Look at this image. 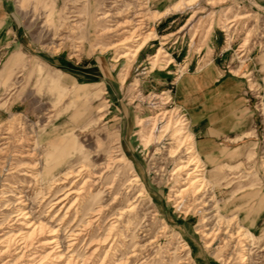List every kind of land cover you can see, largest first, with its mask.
Segmentation results:
<instances>
[{
    "label": "rangeland",
    "instance_id": "rangeland-1",
    "mask_svg": "<svg viewBox=\"0 0 264 264\" xmlns=\"http://www.w3.org/2000/svg\"><path fill=\"white\" fill-rule=\"evenodd\" d=\"M11 1L16 41L0 60V232L20 228L10 220L20 191L26 209L55 226L77 192L58 213L51 199L77 191L91 170L98 182L80 187L64 226L108 205L76 243L80 258L94 241L95 264H264V10L254 0H188L158 17L179 0ZM210 66L196 112L237 130L216 137L218 166L196 150L176 97L177 79ZM183 136L189 144L173 155ZM190 146L204 177L197 194L183 190L177 168Z\"/></svg>",
    "mask_w": 264,
    "mask_h": 264
},
{
    "label": "bare ground",
    "instance_id": "bare-ground-1",
    "mask_svg": "<svg viewBox=\"0 0 264 264\" xmlns=\"http://www.w3.org/2000/svg\"><path fill=\"white\" fill-rule=\"evenodd\" d=\"M183 4L186 7L194 4V1L189 2L187 0L184 3V1L181 2L179 0L171 7L166 8L163 11H159V15L157 16L164 17L168 15L170 11L172 12L181 10L183 9ZM146 43L147 41L145 37L141 39L140 42H138L133 48V55L144 48V45ZM164 92L165 91L161 93ZM168 101L169 100H167L166 103H168ZM187 122L188 121L182 122V125L186 124ZM184 133H187V130L180 129L178 135H182ZM178 144L179 145L175 148L173 155L179 153L181 149L189 144V141L186 136H183V138H179ZM186 149L187 151L185 153L188 154V158L182 161L181 165H179L177 168L178 170L186 171L187 174V177L185 179L188 180V186L184 187L183 190L187 191L192 188L193 193L197 194L202 192L205 187V185H203L204 182L202 181L204 177H202L199 172H196L197 160L191 153L195 149H193L192 146ZM83 170H86L84 168V165H81L78 169L75 170L76 174L74 175L76 176V183L79 179H82L84 177L85 172H83ZM179 172L180 171H178L177 173ZM92 173L93 171L89 170V172L87 173L88 177L85 178L80 187L86 185L87 181L88 184H97L98 181H96L94 178L96 177V175H93ZM192 173H194L195 177H192L190 179ZM68 177L70 176H67V178ZM54 184L56 185L58 184V182ZM71 185H74V182H71ZM80 187H76L77 191L75 189H72V187L65 188L64 191L60 193L61 195H58L57 197L51 199V206L60 204L57 213L61 211L63 207H65L64 201L70 196V194L77 192L78 198V195H80L81 192H84V189ZM17 197L19 199L17 203H20L21 205L15 207V211L17 212L13 214L10 220H13L11 224H19L20 228H17L12 232H10L9 230L0 232V258L2 256L9 257L7 260L3 261L0 264H95L94 262L98 261L99 248L96 246H92L96 242H85V244L87 245L86 248H92L91 252L89 253L90 258H80L75 252L74 247L79 241H81V244L85 240H88V238H90L92 234H94L93 223L96 222L99 217H101L100 215L102 213V210H104V208H106L108 204L103 205L100 203L96 208L90 209V211L86 213V221H81L80 213H78L79 218L77 217L76 219H74V221L69 222L68 225L64 226L66 224V218L69 210L77 202L76 198L66 207L64 214L55 223L56 225L52 226L49 224L50 222H45L40 218H35L30 208L26 209V205H24L26 203L25 193H22V191H20ZM113 214H115L113 217L117 219L119 218L116 217L118 215V212L117 214ZM113 226L114 225L111 223L110 226L106 229L107 233L105 238L101 242L102 245H105V243L109 241ZM2 227H4L3 222H0V230H2ZM128 253L129 254L128 256H126V258H133L137 255V252L134 249Z\"/></svg>",
    "mask_w": 264,
    "mask_h": 264
},
{
    "label": "crops",
    "instance_id": "crops-1",
    "mask_svg": "<svg viewBox=\"0 0 264 264\" xmlns=\"http://www.w3.org/2000/svg\"><path fill=\"white\" fill-rule=\"evenodd\" d=\"M173 1L175 0H163L162 4H172ZM254 1L258 5L259 9L264 10V0ZM14 18L15 16L13 12L12 1L0 0V60L6 54L8 48L16 41L15 32L13 29ZM179 32L180 31L178 30L176 31V33ZM21 55V52H14L12 55L13 61L19 60ZM206 69L207 70L202 72V74L196 78V80H193L189 75L177 79L175 81L176 97L180 98L189 110L190 118L188 120V127L193 139L196 141V150H198L200 156L208 161L209 165L218 166L221 157H219V149L215 147L217 144V141L215 140L216 137L219 135V133L229 135L233 134L234 132L237 133V130L236 128H226L222 124H213L214 122H212V115H209L208 113L199 115L198 112H196L197 105L200 103H205V98L202 97V92L204 91V88L209 85L208 82L211 78L210 70H214V68L211 66L206 67Z\"/></svg>",
    "mask_w": 264,
    "mask_h": 264
},
{
    "label": "built area",
    "instance_id": "built-area-1",
    "mask_svg": "<svg viewBox=\"0 0 264 264\" xmlns=\"http://www.w3.org/2000/svg\"><path fill=\"white\" fill-rule=\"evenodd\" d=\"M183 118H184V114H182Z\"/></svg>",
    "mask_w": 264,
    "mask_h": 264
}]
</instances>
